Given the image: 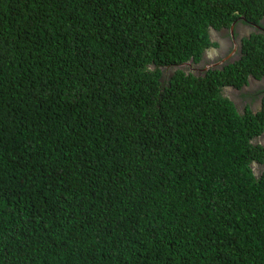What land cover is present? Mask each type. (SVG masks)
I'll return each instance as SVG.
<instances>
[{
  "label": "trees",
  "instance_id": "obj_1",
  "mask_svg": "<svg viewBox=\"0 0 264 264\" xmlns=\"http://www.w3.org/2000/svg\"><path fill=\"white\" fill-rule=\"evenodd\" d=\"M264 0H0V264H264V34L203 76L210 28ZM257 15H260L257 18Z\"/></svg>",
  "mask_w": 264,
  "mask_h": 264
},
{
  "label": "flooded vegetation",
  "instance_id": "obj_2",
  "mask_svg": "<svg viewBox=\"0 0 264 264\" xmlns=\"http://www.w3.org/2000/svg\"><path fill=\"white\" fill-rule=\"evenodd\" d=\"M259 16L260 15H257V18ZM213 31L214 36H212L211 41L216 43V45L213 46L217 49L212 54L214 56V61L203 63L204 66L199 68V71H205L207 69L222 71L230 65L237 63L245 53L243 45L246 43V40L250 38L251 34L258 32L264 34V13L258 18L257 22L244 15H238L231 22L230 26L214 28ZM226 87L239 91L242 95V99H244L240 102L241 108H238L234 101L230 99L238 112L243 113L249 109L254 115H258V112L262 110L264 99V72L260 74L259 78L248 74L245 83L240 87L226 85L222 88L224 89ZM260 135H264V129L259 135L254 137L253 140ZM255 144L264 145V142H255Z\"/></svg>",
  "mask_w": 264,
  "mask_h": 264
},
{
  "label": "rangeland",
  "instance_id": "obj_3",
  "mask_svg": "<svg viewBox=\"0 0 264 264\" xmlns=\"http://www.w3.org/2000/svg\"><path fill=\"white\" fill-rule=\"evenodd\" d=\"M212 36H214L213 33H212ZM216 50H217L216 48L210 49V51L208 52L207 57H206V62L207 63H210V62L214 61L213 60L214 56L212 54ZM196 68H197V66L194 65L193 69H196ZM225 89H227V90H225ZM222 92H223V94L225 96H227L232 101H234V103L236 104V106H238V108H241L240 102H242L244 99H242V95H241V93L239 91H236L233 88L230 89V87H226V88H224L222 90ZM255 142L263 143L264 142V135H260L258 138H256ZM252 170L254 171V173L256 175L264 173V161L262 163H253L252 164Z\"/></svg>",
  "mask_w": 264,
  "mask_h": 264
},
{
  "label": "clouds",
  "instance_id": "obj_4",
  "mask_svg": "<svg viewBox=\"0 0 264 264\" xmlns=\"http://www.w3.org/2000/svg\"><path fill=\"white\" fill-rule=\"evenodd\" d=\"M214 30V28H210V30H209V41H210V43H212L213 41H211V38H212V33L214 32L213 31ZM212 48H215V46H213V45H209L206 49H205V51H204V53H203V56H202V58L200 59V61H198V62H194L192 59H189V60H187V61H185V62H183V63H181V64H179V65H177L178 67H180L181 69H183L186 73H192V74H194V75H196V76H199V75H204L206 72H207V70H205V71H199V68H201V67H203L204 65H203V63H207L206 62V57H207V54H208V52L210 51V49H212ZM197 66V68L196 69H193V66ZM223 93V92H222ZM225 96V95H224ZM227 97V96H226ZM230 99V98H229ZM237 109V108H236ZM253 142L255 143V140H253ZM254 163H256V162H254ZM253 164V163H252Z\"/></svg>",
  "mask_w": 264,
  "mask_h": 264
}]
</instances>
